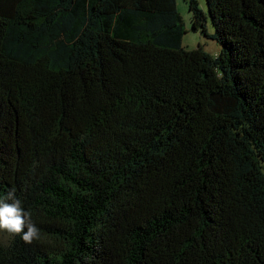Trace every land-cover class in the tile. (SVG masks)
I'll list each match as a JSON object with an SVG mask.
<instances>
[{"label": "trees", "instance_id": "1", "mask_svg": "<svg viewBox=\"0 0 264 264\" xmlns=\"http://www.w3.org/2000/svg\"><path fill=\"white\" fill-rule=\"evenodd\" d=\"M185 2L0 0V264H264V0Z\"/></svg>", "mask_w": 264, "mask_h": 264}, {"label": "clouds", "instance_id": "2", "mask_svg": "<svg viewBox=\"0 0 264 264\" xmlns=\"http://www.w3.org/2000/svg\"><path fill=\"white\" fill-rule=\"evenodd\" d=\"M0 231L10 235H19L26 244L39 241L40 230L32 221L30 210H25L22 201L17 198L15 189L0 196Z\"/></svg>", "mask_w": 264, "mask_h": 264}, {"label": "rangeland", "instance_id": "3", "mask_svg": "<svg viewBox=\"0 0 264 264\" xmlns=\"http://www.w3.org/2000/svg\"><path fill=\"white\" fill-rule=\"evenodd\" d=\"M177 4L179 11L184 16L187 27V32L183 37V46L187 49H195L199 45H201L207 52H209L213 56H217L220 52V45L214 39L205 37L204 34L200 31H193L191 26L192 17L189 11L188 4L185 2V0H177ZM208 31L209 33H214V28L212 26H209ZM3 232H0V236L4 235Z\"/></svg>", "mask_w": 264, "mask_h": 264}]
</instances>
